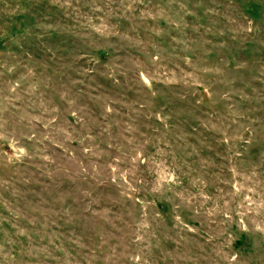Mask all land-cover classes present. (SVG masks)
Returning a JSON list of instances; mask_svg holds the SVG:
<instances>
[{
	"label": "rangeland",
	"instance_id": "1",
	"mask_svg": "<svg viewBox=\"0 0 264 264\" xmlns=\"http://www.w3.org/2000/svg\"><path fill=\"white\" fill-rule=\"evenodd\" d=\"M0 264H264V0H0Z\"/></svg>",
	"mask_w": 264,
	"mask_h": 264
},
{
	"label": "trees",
	"instance_id": "2",
	"mask_svg": "<svg viewBox=\"0 0 264 264\" xmlns=\"http://www.w3.org/2000/svg\"><path fill=\"white\" fill-rule=\"evenodd\" d=\"M90 93L96 94V91L94 92V88H93V90L90 91ZM159 207H161V206H159Z\"/></svg>",
	"mask_w": 264,
	"mask_h": 264
}]
</instances>
